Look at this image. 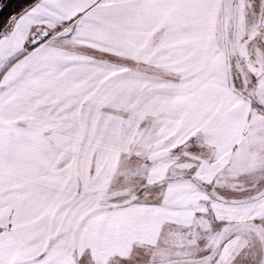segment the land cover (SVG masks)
Instances as JSON below:
<instances>
[{
    "label": "snow or ice",
    "instance_id": "6c2138e0",
    "mask_svg": "<svg viewBox=\"0 0 264 264\" xmlns=\"http://www.w3.org/2000/svg\"><path fill=\"white\" fill-rule=\"evenodd\" d=\"M0 4V264H264V0Z\"/></svg>",
    "mask_w": 264,
    "mask_h": 264
},
{
    "label": "trees",
    "instance_id": "16d2710c",
    "mask_svg": "<svg viewBox=\"0 0 264 264\" xmlns=\"http://www.w3.org/2000/svg\"><path fill=\"white\" fill-rule=\"evenodd\" d=\"M17 2L18 0H9L8 4L11 3L12 7L8 8L7 11L11 12L16 7Z\"/></svg>",
    "mask_w": 264,
    "mask_h": 264
},
{
    "label": "rangeland",
    "instance_id": "374dc122",
    "mask_svg": "<svg viewBox=\"0 0 264 264\" xmlns=\"http://www.w3.org/2000/svg\"><path fill=\"white\" fill-rule=\"evenodd\" d=\"M9 2V0H0V4H4V5H7Z\"/></svg>",
    "mask_w": 264,
    "mask_h": 264
}]
</instances>
